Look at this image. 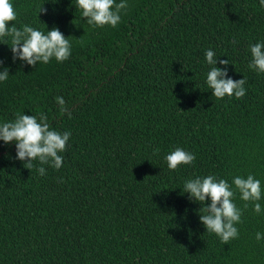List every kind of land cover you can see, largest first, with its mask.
<instances>
[{
    "label": "trees",
    "instance_id": "16d2710c",
    "mask_svg": "<svg viewBox=\"0 0 264 264\" xmlns=\"http://www.w3.org/2000/svg\"><path fill=\"white\" fill-rule=\"evenodd\" d=\"M13 7L9 25L55 26L71 54L28 66L0 43L10 74L0 123L44 115L71 134L59 169L23 165L0 141V264H264V213L251 201L236 192L239 235L224 244L200 224L204 205L181 194L184 180L209 174L230 185L252 174L264 189V73L248 68L249 44L264 40L258 0H127L115 28L89 27L75 0ZM209 48L244 78L243 97L211 95ZM176 147L195 159L169 170Z\"/></svg>",
    "mask_w": 264,
    "mask_h": 264
},
{
    "label": "clouds",
    "instance_id": "9594fccd",
    "mask_svg": "<svg viewBox=\"0 0 264 264\" xmlns=\"http://www.w3.org/2000/svg\"><path fill=\"white\" fill-rule=\"evenodd\" d=\"M53 3L58 0H52ZM72 2V0H71ZM259 6L264 8V0H258ZM75 7L80 10V17L84 23L92 28L109 26L115 28L121 21V15L127 8V0H75ZM46 11L40 7L39 12ZM17 11L14 10L13 0H0V43L10 45L12 60H19L28 66L38 63L47 64L50 59L57 62L67 60L71 54V42L57 27L42 31L39 28L25 24L17 27ZM83 27V26H82ZM5 40L8 43H5ZM250 60L248 68L256 73H264V40H257L248 46ZM204 61L211 67L205 74V84L211 95L217 99L243 97L246 93L244 78L233 80L227 75L229 64L227 60H219L214 50L206 49ZM223 67L217 66V64ZM0 65L3 61L0 60ZM9 67L4 66L0 71V82L9 77ZM63 111L64 100L55 97ZM69 131L59 132L51 128L44 115L37 119L34 115L18 114L12 121L0 123V141L4 144H14L15 159L23 165L31 167L33 161L40 165L49 164L59 169L62 166L63 153L70 137ZM169 170H175L181 165H188L195 159L192 152L176 147L163 157ZM40 175L45 174L44 167H37ZM235 189V191L233 190ZM181 191V190H180ZM236 192L242 201L252 202L253 211L264 213L259 202L264 189L261 181L252 174L246 177L236 175L232 177L231 185L223 178L213 174L195 176L183 181L181 194H187L190 202L202 203L204 214L198 213L200 224L207 232L214 233L219 240L226 244L239 235L236 225L241 220V209L234 202ZM257 241L264 240V233H255Z\"/></svg>",
    "mask_w": 264,
    "mask_h": 264
}]
</instances>
